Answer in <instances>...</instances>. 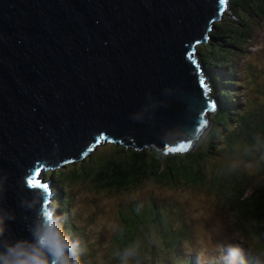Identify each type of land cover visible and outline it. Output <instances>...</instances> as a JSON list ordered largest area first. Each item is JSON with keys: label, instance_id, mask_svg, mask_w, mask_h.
I'll use <instances>...</instances> for the list:
<instances>
[{"label": "water", "instance_id": "1", "mask_svg": "<svg viewBox=\"0 0 264 264\" xmlns=\"http://www.w3.org/2000/svg\"><path fill=\"white\" fill-rule=\"evenodd\" d=\"M221 11L219 0H0V203L16 212L11 233L27 235L23 192L55 210L42 168L49 191L27 183L41 165L78 160L101 135L164 152L186 144L166 141L196 131L215 101L197 46Z\"/></svg>", "mask_w": 264, "mask_h": 264}, {"label": "trees", "instance_id": "2", "mask_svg": "<svg viewBox=\"0 0 264 264\" xmlns=\"http://www.w3.org/2000/svg\"><path fill=\"white\" fill-rule=\"evenodd\" d=\"M229 10L214 24L209 43L198 49L216 105L208 116L205 139L201 136L186 151L164 152L153 143L124 136V141L103 142L98 150L87 152V158L44 174L45 180L52 179L55 213L85 249L82 264H118L117 253L134 241L141 244L138 264H168L172 244L185 248L183 237L176 236L189 227L210 243H240L248 264L251 253L264 250V161L248 154L253 137L264 135V74L256 58L239 66L230 56L240 48L251 54L264 41V0H229ZM230 162L255 166V172L241 166L228 173ZM145 188L162 193L135 201L133 194ZM93 191L108 202L104 210L92 212L87 207L89 195L84 194L98 196ZM201 191L222 202L230 222L229 238L201 232L218 224L203 227L196 221V216L206 219L196 210L205 202ZM145 237L148 247L142 241ZM220 254L184 264H220Z\"/></svg>", "mask_w": 264, "mask_h": 264}, {"label": "clouds", "instance_id": "3", "mask_svg": "<svg viewBox=\"0 0 264 264\" xmlns=\"http://www.w3.org/2000/svg\"><path fill=\"white\" fill-rule=\"evenodd\" d=\"M198 46L197 51L199 52ZM134 121L141 122L139 114H136ZM201 135L202 133L192 130L189 136L178 137L175 141L166 142L177 143L187 140L196 143L201 139ZM119 141L123 140L105 136L104 141L92 145L93 151L102 147L103 142ZM248 154L264 161V135L257 134L253 137ZM243 166L251 171L247 164ZM240 168L241 163L230 162L227 172L234 173ZM0 176L3 177L0 179V192H3L6 190L7 177L3 174ZM42 202L39 192L25 191L20 195L19 207L31 213V218L25 225L26 236H16L9 231L17 215L15 210L0 203V264H82L81 256L85 249L81 240L65 230L63 218L54 210H49L50 215L45 216L40 209ZM140 253V242H131L117 253L118 264H138ZM251 260L252 264H264V250L251 253ZM220 264H248L244 247L240 243L228 245L223 250Z\"/></svg>", "mask_w": 264, "mask_h": 264}, {"label": "rangeland", "instance_id": "4", "mask_svg": "<svg viewBox=\"0 0 264 264\" xmlns=\"http://www.w3.org/2000/svg\"><path fill=\"white\" fill-rule=\"evenodd\" d=\"M227 5L224 8L225 12H222V16H224V17H225V14L228 11H230L229 10V0H227ZM222 8H223V6H222ZM224 17L221 18V21L224 19ZM216 22H217V20L215 21V23ZM199 48H200V45L198 46V49ZM241 49H243V48L239 49L238 54H237V52H236V54H234V52H233V54L230 53V56H232L236 59V62L238 63V65L241 66L245 61L251 62V57L256 58L257 59L256 61H258L256 66L262 67V74H264V58L261 57V59L259 60L260 55L262 53H264V41H261V45H258L255 48H252L253 52H251V54H249L248 50L243 49V51H242ZM246 52L248 53V55L244 56ZM240 54L243 56H240ZM252 66L254 67L253 64H252ZM242 76L243 75L241 74V77L240 76H238V77L242 78ZM208 116H209V114H208ZM209 129H210V127L205 130L204 134L202 135V139L206 138V135L210 131ZM243 165H245V164L241 163L242 167H244ZM248 166L251 168L250 172H252V173L255 172V166H250V165H248ZM192 192H197V191L193 190ZM94 193L97 194L98 196L94 197V195H92L88 192H86L84 194V195H89L88 196L89 199H86V203H87V207H89L92 212L98 211L99 209L104 210L107 206H109L108 202L106 200H103L100 197L98 191L94 192ZM160 193H162V191L159 190L158 188H145L143 191H138L136 194H133V196L137 197L134 199L135 201H137V200L142 201V200H146L148 197H152L154 195H159ZM189 193H191V192H188V191L186 192V194H189ZM127 196H129V195H127ZM201 196L205 197V202L199 203L198 205L200 206V208H196V210L198 211V213L201 216H205L206 219H198L196 216V221L202 226L205 225L203 227H206L208 225L212 226L213 223H218L217 226L214 227V229H209V228L204 229L203 228L201 232L209 233L211 235V236H209L210 238L215 237L217 233L224 236L225 239L229 238L230 227L228 226V224L230 222H229V217H228L227 213L225 212V209H224L222 202L219 201V199L214 198L212 195L205 194L202 191H201ZM97 197H100V198H97ZM128 199H131V198L129 197ZM201 204L204 205V208L201 207ZM109 210H111V209H109ZM223 222H225V225L224 226L222 225V227H221L220 224H222ZM198 223H196V224H198ZM146 229L149 231L152 229V227H146ZM189 231H190V227L186 228L183 233H180L176 236V237H183L181 243L185 245V248L182 250H179V249H177L178 246L176 248H174L173 244H172V246H171L172 248L169 251L171 260L169 261L168 264H184L189 259H201L203 261H207V258L209 257V255L220 250L221 246L230 245L229 243L224 244V242H222L223 240H221L219 242H215V243L214 242L210 243V242L206 241L204 238H202L198 234V232L193 233V232H189ZM186 238L189 239V241H190L189 244H187V242L185 240ZM142 241H143L144 245H147V247L149 246L146 243V237L143 238ZM222 254L223 253L221 252V254L218 256L219 259L221 258ZM209 264H214V263L209 262Z\"/></svg>", "mask_w": 264, "mask_h": 264}, {"label": "snow or ice", "instance_id": "5", "mask_svg": "<svg viewBox=\"0 0 264 264\" xmlns=\"http://www.w3.org/2000/svg\"><path fill=\"white\" fill-rule=\"evenodd\" d=\"M219 2H220V4L222 6L226 4V0H219ZM206 38L207 37H205V39ZM199 83H200L201 87H204L205 81L203 79H201L199 81ZM209 107H214V105L210 104ZM206 123H207V121H204L203 123L200 124V127L203 128ZM104 140H105V137L103 135L99 136V138L97 140V144L102 142V141H104ZM189 147H191V142L190 141L188 143H186V144H179V145H177L175 147H167L166 151L167 152L186 151ZM92 150H93L92 148L88 149L89 152H91ZM86 154L87 153H85V155ZM42 167L43 166L41 165L40 168H37L35 170L34 176L29 177L27 183H28L29 187L38 188V189L43 190L44 192H48L49 191V185L42 183L38 179ZM45 203H48V202L45 201ZM44 215L48 216V215H50V213L48 211H44Z\"/></svg>", "mask_w": 264, "mask_h": 264}, {"label": "bare ground", "instance_id": "6", "mask_svg": "<svg viewBox=\"0 0 264 264\" xmlns=\"http://www.w3.org/2000/svg\"><path fill=\"white\" fill-rule=\"evenodd\" d=\"M224 8H225V6H223V8H222V9L224 10ZM219 16H220V15L218 14V16H217V17H219ZM216 20H217V19H216Z\"/></svg>", "mask_w": 264, "mask_h": 264}]
</instances>
